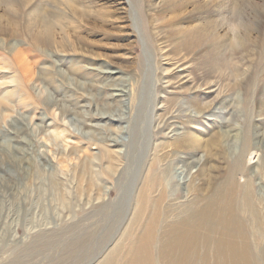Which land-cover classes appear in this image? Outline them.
I'll list each match as a JSON object with an SVG mask.
<instances>
[{"label":"rangeland","instance_id":"obj_1","mask_svg":"<svg viewBox=\"0 0 264 264\" xmlns=\"http://www.w3.org/2000/svg\"><path fill=\"white\" fill-rule=\"evenodd\" d=\"M2 1L11 7L0 10V136L8 122L14 128L0 159V182L10 186L0 195V264H167L159 255L184 152L152 137L140 153L120 147L119 160L104 151L108 130L127 140L150 81L183 57L190 75L218 82L220 98L196 114L213 95L202 99L188 82L155 90L164 98L155 123L178 113L176 123L203 143L228 122L264 135V0ZM106 81L128 91L107 107L122 120L110 126L89 118L107 100ZM195 149L204 157L203 144ZM212 162L195 191H208V174L223 170Z\"/></svg>","mask_w":264,"mask_h":264},{"label":"bare ground","instance_id":"obj_2","mask_svg":"<svg viewBox=\"0 0 264 264\" xmlns=\"http://www.w3.org/2000/svg\"><path fill=\"white\" fill-rule=\"evenodd\" d=\"M24 1L26 4L32 0ZM1 3L2 0H0V10L2 7L10 10L9 3H3L4 5ZM121 3L131 6L130 0H122ZM120 7L123 8L124 5L117 9H121ZM2 19L3 14L0 13V24ZM45 30L47 31V28ZM32 38L38 40L37 35H33ZM201 47L198 45L194 51H199ZM159 50L162 51V47ZM168 56L165 54L164 58ZM191 68L192 62L183 57H177L173 62H169V66L162 69L160 78H154L153 83L150 81V85L146 88L150 93L144 100L135 123L128 129V139L119 140L109 129L107 143L103 145L106 149L104 151L118 158L120 147L128 146V150L136 154L151 144L152 137H163L174 141L176 148L184 152V155L175 158L176 161L185 164L186 169L180 173L181 178L175 184L179 187L180 194L172 203L171 236L168 244L161 247L159 255L161 260L167 264H264V135L253 138L245 122L241 126L228 122L223 125L224 130L217 134V137L213 139L211 137L203 143V139L194 136V131H186L182 125L176 123L178 113L169 114L170 121L159 120L155 123L154 109H163L164 106V98L159 99L162 95L155 93V90L175 92L174 89L169 90V88H178L180 84L188 82L191 83L188 88L193 92L203 91L202 99L213 95L210 100L202 103L196 114L209 111L219 100L221 89L218 82L213 79L206 80L198 75H190ZM115 72L102 71V75L113 77L112 73ZM103 85L105 90H108L107 100L102 107L95 109L96 112L91 113L89 118L103 121L105 126L106 123L110 126L114 121L122 120L115 118L107 107L124 103L128 91L117 83L106 81ZM157 99L161 103L159 107L155 105ZM3 105L4 102L0 100V108ZM201 121H205L207 126L214 125L208 117H202ZM98 124L100 123H88L90 127L99 126ZM13 128L8 122L7 126H4L3 134L13 133ZM163 128H168V131L163 133ZM3 134L0 136V159L4 149L7 150L9 146ZM64 141L71 140L65 138ZM202 144L205 149L204 157L196 156L195 148L201 147ZM93 148L97 149V146ZM255 150L258 156L251 160L250 156ZM212 158L215 162L223 164V170L217 177L208 174L207 181L210 186L208 191H195L198 188L194 185L195 180L206 183L208 166L213 167ZM8 186L0 182V195L7 191ZM256 188L262 192H258ZM147 263L153 264L152 259Z\"/></svg>","mask_w":264,"mask_h":264}]
</instances>
